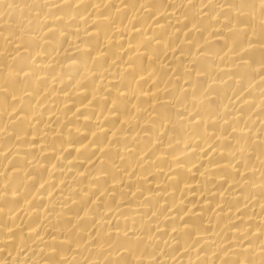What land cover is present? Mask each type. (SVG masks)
Returning <instances> with one entry per match:
<instances>
[{
  "label": "bare ground",
  "instance_id": "obj_1",
  "mask_svg": "<svg viewBox=\"0 0 264 264\" xmlns=\"http://www.w3.org/2000/svg\"><path fill=\"white\" fill-rule=\"evenodd\" d=\"M0 264H264V0H0Z\"/></svg>",
  "mask_w": 264,
  "mask_h": 264
}]
</instances>
